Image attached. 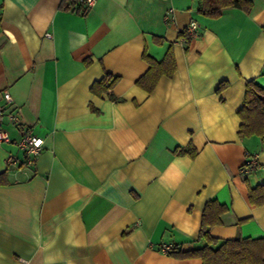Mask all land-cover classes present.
Listing matches in <instances>:
<instances>
[{"label": "crops", "instance_id": "obj_1", "mask_svg": "<svg viewBox=\"0 0 264 264\" xmlns=\"http://www.w3.org/2000/svg\"><path fill=\"white\" fill-rule=\"evenodd\" d=\"M72 1L0 0V104L8 89L23 127L44 139L32 164H6L24 155L4 118L0 264H202L160 247L204 246L212 200L226 210L209 235L264 236V204L248 200L264 183V138L237 133L246 81L264 85V0L216 18L197 0H96L85 14ZM169 49L173 75L139 87L144 54L160 61ZM105 74L115 83L93 94ZM189 145L195 156L180 152Z\"/></svg>", "mask_w": 264, "mask_h": 264}, {"label": "trees", "instance_id": "obj_2", "mask_svg": "<svg viewBox=\"0 0 264 264\" xmlns=\"http://www.w3.org/2000/svg\"><path fill=\"white\" fill-rule=\"evenodd\" d=\"M198 13L209 18L219 17L222 11L228 7H236L250 10L251 0H197ZM77 12L85 14L87 10L82 8L81 0L72 1ZM193 34L187 29L180 34L181 38L188 41ZM145 59L149 67L137 80L136 84L147 92H151L162 75L172 76L176 63L172 51L169 49L162 60L158 61L147 54ZM117 76L105 74L101 80L91 86V92L96 95L106 93L115 83ZM221 86H219L220 88ZM240 118L237 133L240 136L258 135L264 138V85H260L255 79L246 81V91L243 104L237 111ZM180 152H188L195 156L197 150L189 145L180 149ZM0 182L1 178H0ZM248 200L253 205L264 204V183L248 189ZM226 210V206L212 200L206 203L203 213L199 237L205 238L206 244L200 248L188 251L174 249L168 253L180 256H197L202 264H264V236L262 237H238L232 239L217 240L209 235L210 226L220 223V216Z\"/></svg>", "mask_w": 264, "mask_h": 264}, {"label": "built area", "instance_id": "obj_3", "mask_svg": "<svg viewBox=\"0 0 264 264\" xmlns=\"http://www.w3.org/2000/svg\"><path fill=\"white\" fill-rule=\"evenodd\" d=\"M81 2L84 5L85 9L89 10L95 5L96 0H81ZM195 27L196 22L194 20H191L187 28L188 32L192 34ZM1 97L3 103L0 104V143L8 144L13 142L8 130L4 125V118L6 117L20 130V138L15 143L18 148L23 151L24 155V158L20 159L16 154L9 152L5 157V163L8 165H16L20 163L30 165L38 156L44 143V139L41 136L33 133L29 128L23 127L20 122L19 108L13 105L14 101L8 89L1 90ZM256 166V160L249 159L241 167V170L244 173H247L250 170L254 169ZM174 249L175 248L172 244L162 245L160 247V250L166 253Z\"/></svg>", "mask_w": 264, "mask_h": 264}]
</instances>
